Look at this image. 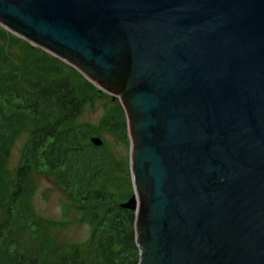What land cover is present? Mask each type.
Returning a JSON list of instances; mask_svg holds the SVG:
<instances>
[{"label": "water", "instance_id": "1", "mask_svg": "<svg viewBox=\"0 0 264 264\" xmlns=\"http://www.w3.org/2000/svg\"><path fill=\"white\" fill-rule=\"evenodd\" d=\"M0 25L118 98L137 264H264V0H0Z\"/></svg>", "mask_w": 264, "mask_h": 264}, {"label": "trees", "instance_id": "2", "mask_svg": "<svg viewBox=\"0 0 264 264\" xmlns=\"http://www.w3.org/2000/svg\"><path fill=\"white\" fill-rule=\"evenodd\" d=\"M27 51V56L18 57L0 50V197L7 188L6 159L13 143L26 121L33 123L15 172L19 182L11 199L3 197L5 203L0 204L4 214L0 217V264H137L134 211L121 207L130 195L121 183L115 185L116 191L108 190L105 142L92 144L95 129L76 122L94 84L39 47L28 46ZM100 126L127 139L122 105L107 114ZM33 171L53 174L91 226L85 251L78 245L68 252L53 247L51 263L44 253L21 251V237L37 228L29 206L21 208L18 200L25 192L22 182Z\"/></svg>", "mask_w": 264, "mask_h": 264}, {"label": "rangeland", "instance_id": "3", "mask_svg": "<svg viewBox=\"0 0 264 264\" xmlns=\"http://www.w3.org/2000/svg\"><path fill=\"white\" fill-rule=\"evenodd\" d=\"M28 46L37 48L0 25V50H9L21 57L27 56ZM117 102L112 100L110 94L101 92L94 85L76 122L83 126H92L95 129L93 135L100 136L105 142L108 154L105 182L108 190L116 191L115 185L121 183L128 191V195H131L133 186L129 168V138L120 139L100 126L101 120L115 110L117 105H121L119 100ZM32 127L33 123L26 121L24 130L15 139L6 159L7 188L2 190L0 204L5 203L3 197L7 200L11 199L14 186L17 181L19 182L15 172L21 162L22 149ZM22 183L25 192L18 200L21 208L26 207L25 205L29 206V213L32 214V220L37 228L33 233L21 237V251L44 253L48 263L52 262L50 254L53 247H59L62 251L68 252L72 245H78L85 251L92 228L77 211L75 203L69 198L66 190L58 184L55 176L42 171H33ZM2 215L4 214L0 209V217Z\"/></svg>", "mask_w": 264, "mask_h": 264}]
</instances>
